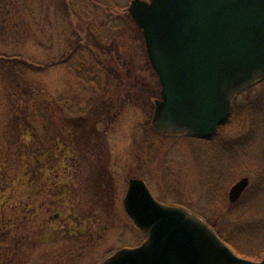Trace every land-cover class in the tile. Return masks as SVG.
Wrapping results in <instances>:
<instances>
[{
    "label": "rangeland",
    "instance_id": "1",
    "mask_svg": "<svg viewBox=\"0 0 264 264\" xmlns=\"http://www.w3.org/2000/svg\"><path fill=\"white\" fill-rule=\"evenodd\" d=\"M73 1L67 12L62 8L58 12L51 0H33L28 3L29 12L22 1L0 0V15L5 16L0 25V51L22 53L51 65L31 73L29 79L36 86L35 106L45 104L42 113L51 119V123L40 119L36 123L44 129L49 126L47 141L53 152L50 166L36 175L20 149H7L3 127L12 125L22 111L32 109L15 108L0 89V140L5 148L0 161L10 160L0 167L3 260L13 264H101L122 247L140 245L146 235L127 215L123 203L131 179L143 180L164 205L190 210L206 221L217 220L220 214L206 200V178L213 165L218 167L216 172L222 169L224 176L231 175L225 181L228 200L248 216L238 225L239 234L225 231L224 237L253 255L249 260L263 259L264 190L260 194L253 188L261 173L253 167L254 156H262V151L258 138L250 134L248 118L253 112L238 106L235 116L232 110L225 125L207 140L155 131L152 120L161 85L149 63L143 34L128 18L133 0H107L111 8L104 0ZM23 20L25 26L18 23ZM113 20L123 23L120 30L112 28ZM14 31L21 34L13 36ZM88 34L92 43L107 36L112 44L108 51L98 52L100 61L90 60L100 72L102 88L80 80L71 69L55 62L73 41L85 44ZM115 106L117 111L108 112ZM263 121L259 116L254 132L259 128L261 133ZM249 134L251 139L246 137ZM215 145L222 148L213 153ZM245 177L250 183L242 199L246 197L250 205L244 209L242 199L232 203L229 196ZM218 199L215 203L221 204ZM227 221L225 217L221 222L225 230L233 228Z\"/></svg>",
    "mask_w": 264,
    "mask_h": 264
},
{
    "label": "water",
    "instance_id": "2",
    "mask_svg": "<svg viewBox=\"0 0 264 264\" xmlns=\"http://www.w3.org/2000/svg\"><path fill=\"white\" fill-rule=\"evenodd\" d=\"M128 13L162 87L159 133L211 138L236 98L264 80V0H133ZM249 183L231 189L232 203ZM123 203L146 239L102 264H264L237 255L192 211L157 201L143 180H129Z\"/></svg>",
    "mask_w": 264,
    "mask_h": 264
},
{
    "label": "trees",
    "instance_id": "3",
    "mask_svg": "<svg viewBox=\"0 0 264 264\" xmlns=\"http://www.w3.org/2000/svg\"><path fill=\"white\" fill-rule=\"evenodd\" d=\"M23 2V5H26L28 7V3H32L33 0H17V2ZM46 1V0H42ZM54 7L57 4L58 8L55 7V11L62 12V9H65L67 12L69 10V7L71 6V3L74 2L73 0H51ZM104 3L111 8V4L107 2V0H104ZM75 6V5H74ZM76 8H79L78 6H75ZM109 8L104 9L105 13H108L107 11L110 10ZM28 11H32L31 8L28 7ZM33 14V13H32ZM33 15H29L30 18H32ZM61 20H63L64 15H61ZM129 20L131 22L132 19L128 16ZM5 22V16L0 15V25H3ZM20 25L25 26V22L23 20L18 22ZM126 23V22H124ZM134 23V22H133ZM110 25H113V29L120 30V28L123 26V23L120 21L114 22ZM11 28L5 27V29ZM138 29V28H137ZM139 30V29H138ZM139 32L142 35L141 30ZM13 36H19L21 33L19 31H14L11 33ZM25 35L26 32H25ZM65 36V34H64ZM63 36V37H64ZM70 47V46H69ZM112 44L108 42V37L104 36L103 38H96L93 40V43L90 40V36L88 34V38L86 40V43L81 46V42L75 43L74 41L71 44V47L66 50H64V53L61 57H59L58 62L61 65L66 66L67 68L71 69L75 76L79 78L82 81L94 83L100 88H102V78L100 75V72L98 71L96 67V63H91L90 60L92 58H95L97 62L100 61L98 57V52H106L108 48H111ZM51 65L49 63H40L35 62L31 58L27 57L25 54L22 53H5L0 51V89L3 91L5 90V96L13 103V106L16 108H31L32 111L29 113H26L25 111H22L19 117H15L13 124L9 127H3L2 129V137L5 139L8 148L14 152V149H20L22 159H25L27 161L28 166H31L35 170L36 175H41L42 170L45 167L50 166L49 164L52 162V156H51V148L48 143L47 135L49 132V126L44 129V126L41 128L36 121L40 119L41 123L44 121L51 123V119H49L47 116H44L42 113V110L46 108L45 104H39L38 106H35L34 104V90L36 89V86L32 85L29 79V75L31 73H40L43 72V70L49 69ZM260 92H257L259 91ZM142 92V90H141ZM140 92V93H141ZM140 97V94L138 95ZM243 100L242 101H236L233 108V115L235 116L237 108H245L248 109V111L253 112V115H250L248 118L250 121V124L252 126V130L250 134L254 133V138H258V143L261 147L262 156H254V166L256 170L261 169V173H257L258 176L256 181L257 183L254 184L253 188L257 191V193H260L264 190V128L260 129L258 128L255 130V125H257V122L259 121V116L264 119V81H261L257 83L253 88H251L249 91L243 94ZM141 99V98H140ZM22 103V106L20 104ZM31 105V106H30ZM89 105L88 107H90ZM19 108V110H20ZM119 107L115 106L114 108H109L108 112L117 111ZM104 109V108H102ZM106 110V109H105ZM82 111V110H80ZM107 112V113H108ZM90 116V112L87 113ZM93 116V113L91 114V117ZM101 114H99V117ZM98 117V115L95 117V119ZM103 118L99 119L98 121L102 120ZM102 121L98 122L101 123ZM226 122V121H225ZM225 122L223 123L225 125ZM222 124V125H223ZM264 124V121L261 123ZM221 125V126H222ZM47 126V125H46ZM259 126V124H258ZM250 134L247 135V139H251ZM18 135V137H17ZM13 136L15 138H13ZM215 137V136H214ZM213 137V138H214ZM52 142V141H51ZM50 142V143H51ZM2 141L0 140V152L5 151V148H2ZM56 145L55 142H52V147ZM59 146V145H57ZM55 147V146H54ZM213 153L218 151V149H221L222 147L218 145L212 146ZM220 151V150H219ZM37 153V154H36ZM53 153V152H52ZM41 154L45 157H42ZM36 155V156H35ZM216 155V154H215ZM216 157H220L217 156ZM214 159L211 157V161ZM210 161V162H211ZM10 162V160L0 161V167L5 165L6 163ZM216 161L215 164L217 165ZM217 166H214L210 169L212 170L211 174L208 175L206 179H208V182H206L207 186V195L206 200L210 202L211 206L212 204L215 205L212 206L210 209L215 213L220 214L219 218L216 219H209V224L218 232V234L231 246L240 256L251 259L253 255L250 253H247L245 251H241V249L237 248L231 241L230 237H224V232L230 231L233 233H238V225H241L242 222L246 221V214L244 212H240V210L235 209L236 207L232 204H230L228 200V193L227 190L229 187H225L228 184H225V181L227 182L228 179H231L228 174V172L225 174V176L220 173L222 169H219V172H216ZM259 188V189H258ZM254 191V190H253ZM262 194V193H260ZM219 198L221 200V204H216L215 201ZM246 198V197H245ZM245 198L241 201H244L243 208H247L250 203L245 202ZM218 199V200H219ZM210 200V201H209ZM214 202V203H213ZM219 207L220 211L217 209ZM228 217V221L226 224L233 225V228H230L229 230H225L222 228L224 224H222V220ZM234 229V230H232ZM239 234V233H238ZM4 240L3 234H0V264H13L12 261L9 263H6L3 260V254L1 244ZM235 246V247H234Z\"/></svg>",
    "mask_w": 264,
    "mask_h": 264
},
{
    "label": "flooded vegetation",
    "instance_id": "4",
    "mask_svg": "<svg viewBox=\"0 0 264 264\" xmlns=\"http://www.w3.org/2000/svg\"><path fill=\"white\" fill-rule=\"evenodd\" d=\"M248 91H249V90H248ZM246 92H247V91H246ZM246 92H244V93H246ZM244 93H242L241 95H239V97H237L236 101H242V100H243V97H242V96H243ZM240 99H241V100H240ZM236 101H235V102H236ZM179 136H181V135H179ZM246 137H248V136H246ZM246 178H247V177H246ZM249 180H250V179H249ZM245 191H246V190H245ZM245 191H244V193H245ZM244 193H243V195H244ZM243 195H242V196H243ZM242 196H241V198H240L237 202H239V201L242 199Z\"/></svg>",
    "mask_w": 264,
    "mask_h": 264
}]
</instances>
